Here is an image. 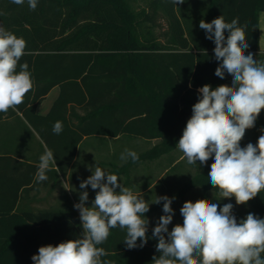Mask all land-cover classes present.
<instances>
[{
  "label": "trees",
  "instance_id": "obj_1",
  "mask_svg": "<svg viewBox=\"0 0 264 264\" xmlns=\"http://www.w3.org/2000/svg\"><path fill=\"white\" fill-rule=\"evenodd\" d=\"M260 10L264 0H185L177 6L171 0H38L34 11L27 0L23 5L0 0V26L26 41L19 64L27 62L33 80L23 103L0 113V121L22 115L26 128L36 130L53 151L62 172L75 160L85 137L157 139L147 154L150 158L175 151L198 101L197 90L232 82L227 73L224 79L214 74L215 44L206 39L200 21L210 23L223 15L231 22L238 17L240 26L247 24L246 53L264 62ZM162 25L164 41L156 31ZM55 86L60 88L57 99L47 115H40L38 105ZM57 121L63 124L59 135L52 130ZM261 125L264 110L246 130L241 147L256 144ZM11 159L0 155V164ZM213 162L210 158L203 166L199 161L191 165L195 174L170 198L195 187L218 196L208 180ZM30 167L26 182L36 168ZM21 188V182L0 185V264H33L31 257L39 247L56 246L82 233L79 211L71 201L36 209L20 201ZM242 208L240 220L248 213L264 218V190ZM153 228L148 229V243L135 249L123 242L125 230L110 229L107 241L97 246L108 253L101 260L152 264V257L159 256Z\"/></svg>",
  "mask_w": 264,
  "mask_h": 264
},
{
  "label": "clouds",
  "instance_id": "obj_2",
  "mask_svg": "<svg viewBox=\"0 0 264 264\" xmlns=\"http://www.w3.org/2000/svg\"><path fill=\"white\" fill-rule=\"evenodd\" d=\"M11 2L23 5L25 0ZM171 2L177 6L185 0ZM27 4L34 11L38 0H27ZM199 28L215 44L218 66L214 74L224 79L227 73L232 82L231 86L215 89L205 84L197 90L198 101L192 106V115L176 146L189 165L199 161L203 166L214 159L208 173L212 188L218 189L221 199L234 197L236 205H245L264 190V134L255 145L249 142L241 147L240 143L264 110V62L246 53L247 24L240 26L238 17L231 22H226L223 15L210 23L202 19ZM25 49L22 37L0 26V113L15 110L33 88L29 65L19 64L26 55ZM52 130L59 135L62 122H55ZM129 158L136 162L139 156L125 149L120 160L127 162ZM39 160L37 183L47 181V172L53 166L57 168L50 149L45 148ZM89 171L92 174L81 180L79 202L74 204L79 211L81 235L56 246L39 247L38 254L31 257L33 264H111L101 260L108 253L97 247L107 241L110 229L119 227L126 231L123 242L128 249L143 248L148 243L150 223L145 214L150 211V204L161 202L163 215L152 229L159 256L152 257V264H264V218L248 213L238 222L232 203L220 207L218 202L198 199L183 203V224H176L169 231L175 214L171 205L176 197L156 196L153 203H148L124 187L116 174L96 165ZM89 186L95 191L90 207Z\"/></svg>",
  "mask_w": 264,
  "mask_h": 264
},
{
  "label": "crops",
  "instance_id": "obj_3",
  "mask_svg": "<svg viewBox=\"0 0 264 264\" xmlns=\"http://www.w3.org/2000/svg\"><path fill=\"white\" fill-rule=\"evenodd\" d=\"M259 24V44L260 49L264 51V10H260L258 13ZM60 92V88L55 86L47 94L44 100L38 105L37 112L40 115H47L50 111L54 101L57 99ZM31 127V126H30ZM32 131L28 130L25 125V118L22 115L5 117L0 121V155H10L12 159L0 164V185H7L14 183H22L20 191V201L27 206H31L36 209L49 208L52 206H61L64 203L71 201L73 204L79 202V184L81 180L87 179L92 173L89 171L90 167L99 166L103 170L106 169V158L94 159L91 162V166L88 165L86 157L83 164L78 167L77 162L79 155L82 153V147L89 138L85 137L78 148V152L75 160L71 163L66 172H62L56 162V166H53L50 171L47 172L48 180L44 182H35V173L38 169L39 158L44 153L45 148L48 149L41 136L36 130L31 127ZM264 134V125L258 128V137ZM119 138V137H116ZM150 146L146 147V150L137 152L139 159L133 162L130 158L127 162H123L115 155H121L125 151L122 148H114L111 155L115 156L113 159H119L118 163L113 164V168H109L111 174H116L124 187L130 185L145 187L142 190L134 192L137 195H141L143 192L151 191L159 182L162 181V177L168 175L170 169L174 167L179 161L183 160L182 152H179L176 157L171 161L168 160V153L161 154L155 158L147 156L148 152L157 144L158 140H147ZM89 150V151H88ZM85 153L95 152L92 147L86 149ZM111 161V160H110ZM109 161V162H110ZM90 162V161H89ZM31 165H35V171L30 182H26V179L31 177ZM78 167V168H76ZM83 171V172H82ZM174 180V179H173ZM29 183V184H28ZM174 185L171 181H166L160 189L156 192L144 198L148 203H153L156 196L167 195L170 197L176 192H169V185ZM26 187H28L26 189ZM215 196V195H214ZM213 196L214 202L221 200L219 196ZM95 194H89V201L87 206H91L92 200H94ZM194 195L186 193L185 195L175 199L171 205L174 209V216L172 223L168 226L169 231L176 224H183V217L180 214V209L184 202L192 201ZM186 200V201H185ZM162 203L150 204V211L145 214L149 219V228H153L156 225L159 217L163 215ZM232 203L236 205L235 198H224V204ZM234 205L233 214L236 216H242L243 211L236 210Z\"/></svg>",
  "mask_w": 264,
  "mask_h": 264
},
{
  "label": "rangeland",
  "instance_id": "obj_4",
  "mask_svg": "<svg viewBox=\"0 0 264 264\" xmlns=\"http://www.w3.org/2000/svg\"><path fill=\"white\" fill-rule=\"evenodd\" d=\"M156 31H157V34H159L160 39L164 41L165 39L162 37L163 36L162 33L164 31L163 25L158 27L156 29ZM147 146H150L147 139L139 138V137H133V136H129V135H124V136L119 137V138H110V137L106 138V137H102V136L92 137V138H89L87 140V142L83 145V147H82L83 150H82V153L79 155L77 165L79 167V165L81 163L83 164L82 161H84L85 157H86V160L90 161V162L89 161L87 162L88 165H90V166H91V162L94 159H96V157L106 158V163H108V164H106V169L104 171L109 172L108 167L111 169V168H113V164L119 162V159H113V158H115V156H117V158H120L119 155L113 156L110 154V152H112L114 148L115 149L116 148H122V149L127 148L128 150H132V151H135L137 153V152H140L142 150H146ZM91 147L93 149H95V152L91 153V151H90L89 153L88 152L85 153L86 152L85 150L87 148L90 149ZM179 152L180 151L177 149L175 151L168 153L167 158H168L170 163L174 159V157L177 156V154ZM78 167H76V168H78ZM195 172H196L195 168L193 166L189 165L186 162V158H185V159L179 161L176 165H174V167H172L170 169L168 175H165L164 177H162V181L159 182L151 191H148L146 193L143 192L139 196H143L144 198L148 197L149 195L156 192L157 189H160V187L163 184H165V182L167 180L171 181V179H172L174 185H171V184L169 185V192H176L188 180H190L193 177ZM129 188L133 192H136V191L144 189L145 187L130 185ZM87 190H88L89 194H91V193L95 194V191L92 190L90 186L88 187ZM188 193L194 195L193 202H195L198 199H207V200H210V202H214L213 196L215 195V193L210 192L208 194V193L204 192L202 190V188H200V187H195L191 191H189ZM217 202L219 203L220 207H222L224 205V199L218 200ZM235 206H236V210H238V211L243 209L242 205H235ZM218 210H219V208H218ZM236 218H237V221L239 222L240 216H238L236 214Z\"/></svg>",
  "mask_w": 264,
  "mask_h": 264
}]
</instances>
